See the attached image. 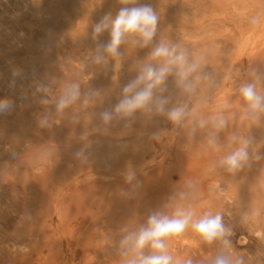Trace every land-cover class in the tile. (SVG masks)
Listing matches in <instances>:
<instances>
[{
    "label": "rangeland",
    "instance_id": "1",
    "mask_svg": "<svg viewBox=\"0 0 264 264\" xmlns=\"http://www.w3.org/2000/svg\"><path fill=\"white\" fill-rule=\"evenodd\" d=\"M139 2L152 4L160 17L153 44L141 48L128 39L118 58L105 54L95 64L96 45L110 34L95 36L93 25L115 15L121 0H0V98L16 101L0 116V264H121L124 234L154 212L171 216L178 208L197 217L220 213L234 233L233 259L264 264V237L255 232H264V159L234 174L219 164L233 134L253 137L250 151L264 154V120L243 118L236 91L254 66L264 73V20L255 29L249 23L264 18V0ZM161 41L204 55L203 71L215 83L201 81L187 96L168 77L164 95L188 104L180 125L142 111L103 123L99 113L114 108ZM36 82L49 93L31 95ZM73 82L81 99L57 112L56 100ZM89 91L95 95L84 104ZM40 96L49 103H38ZM219 115L229 124L212 147L209 127L199 121ZM220 247L191 230L169 241L177 259L191 257L194 264H210Z\"/></svg>",
    "mask_w": 264,
    "mask_h": 264
},
{
    "label": "clouds",
    "instance_id": "2",
    "mask_svg": "<svg viewBox=\"0 0 264 264\" xmlns=\"http://www.w3.org/2000/svg\"><path fill=\"white\" fill-rule=\"evenodd\" d=\"M121 6L115 15L106 13L93 25V33L99 36L109 32L110 40L107 43H97L93 62L102 64L105 54L118 58L119 48L128 39L139 44L141 48L153 44L157 34L160 17L150 3H140L139 0H121ZM131 5V6H129ZM264 18L260 15L252 16L249 20L253 29L258 28ZM204 55L197 56L180 44L161 41L152 47L150 61L139 71V74L124 85L122 96L112 109H105L99 113L103 123L107 124L116 116L120 118L133 117L138 111L151 115H163L175 125H180L190 115L187 102L176 101L168 91L169 76L175 77V84L181 93L191 96L197 92L201 81L210 85L215 81L211 73L203 71ZM19 75V72H14ZM251 79L245 80L236 90L243 102V118L253 123L264 120V73L253 67L249 73ZM32 95L47 94L49 89L36 82L31 86ZM95 95L89 91L85 94L84 104ZM82 93L79 83L66 85L55 102L57 112H63L69 106L81 99ZM27 99V94H22ZM38 103L47 105L49 100L40 96ZM171 105V106H169ZM16 107V101L11 97L0 98V116L9 114ZM235 118V113L232 114ZM48 123L47 117L39 120L41 127ZM229 120L223 115L200 120L199 127H209L208 143L216 147L217 133L228 127ZM127 126V125H126ZM158 137V133H153ZM254 144L251 136L241 138L233 134L229 141L230 152L219 161L229 173H237L246 166L251 167L253 161L264 159V154L250 151ZM83 156V152L76 154ZM126 179L131 181L133 173L127 172ZM191 230L208 245L219 242L221 247L212 258L210 264H245L243 256L233 259L229 252L230 237L234 234L231 227L223 222L220 213L207 212L197 217L191 208H178L170 216L162 212H154L148 216L146 224H142L135 231H129L118 241V252L121 264H194L191 257L183 260L177 259L169 250V241L182 236Z\"/></svg>",
    "mask_w": 264,
    "mask_h": 264
},
{
    "label": "bare ground",
    "instance_id": "3",
    "mask_svg": "<svg viewBox=\"0 0 264 264\" xmlns=\"http://www.w3.org/2000/svg\"><path fill=\"white\" fill-rule=\"evenodd\" d=\"M31 1H33V0H31ZM14 12V11H13ZM16 12V11H15ZM17 13H18V15H19V11L17 10ZM12 14H14V13H12ZM11 14V15H12ZM13 33H14V31H13ZM8 34V33H7ZM6 34V35H7ZM20 34V33H19ZM18 35V34H17ZM24 37V36H23ZM9 39H10V37H9ZM13 39H15V38H13ZM2 40V39H1ZM12 40V39H11ZM10 42H12V41H10ZM7 63V62H6ZM121 64V63H120ZM128 68V67H127ZM30 81V80H29ZM34 82V81H33ZM30 83V82H29ZM35 84V83H34ZM33 84V85H34ZM29 85V84H28ZM12 85H10V87H11ZM28 86H26V88H27ZM12 88V87H11ZM29 90H30V88H28ZM9 91V90H8ZM11 92V91H10ZM9 93V92H8ZM49 93V92H48ZM53 94V93H52ZM32 95V94H31ZM49 95V94H48ZM32 114V113H31ZM61 120H63V119H61ZM62 124V123H61ZM63 125H64V123H63ZM62 126V125H61ZM5 147H6V145H5ZM6 148H8V146L6 147ZM27 189V188H26ZM25 189V190H26ZM256 233H257V236L258 237H260V238H263L264 237V232L262 231V230H257V231H255ZM257 237V238H258ZM262 243V242H261ZM13 248L14 249H16V248H18V246L17 245H13ZM264 260V259H263Z\"/></svg>",
    "mask_w": 264,
    "mask_h": 264
}]
</instances>
